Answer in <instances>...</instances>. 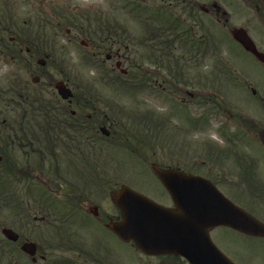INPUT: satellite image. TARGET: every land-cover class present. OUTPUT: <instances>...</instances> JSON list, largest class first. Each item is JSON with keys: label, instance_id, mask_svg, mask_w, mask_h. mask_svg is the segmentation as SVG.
I'll list each match as a JSON object with an SVG mask.
<instances>
[{"label": "flooded vegetation", "instance_id": "af4514ba", "mask_svg": "<svg viewBox=\"0 0 264 264\" xmlns=\"http://www.w3.org/2000/svg\"><path fill=\"white\" fill-rule=\"evenodd\" d=\"M45 1L48 0H0V20L7 23L2 35L12 39L24 33L19 23L22 21V16L18 15L20 4ZM51 1L71 6L79 15L83 13V16L70 14L68 28H64V20L57 22L58 35L68 44L61 50H77L76 44L82 50H97L93 53L97 63L110 69H113L114 58L116 65L128 63L129 57L121 50H204V14L214 16L224 27L230 20V15L222 7L217 9L219 4L215 1L208 7L204 6L203 0ZM233 3L237 4L236 0ZM242 3L248 15L244 28L257 50H264V0H242ZM20 42L25 46H15L14 50L51 49L49 46L45 49L43 44L30 45L29 48L27 43ZM102 56L105 60L101 59ZM186 65L180 68L182 73ZM184 74H181L182 84L171 76L164 79V90L173 87V96L184 106L199 107L204 96L199 88L201 79L187 78V82ZM11 82L20 83V90L26 93L28 85H22L23 81ZM66 84L74 92H79L72 103L61 101L54 95L57 110H23L20 113L21 126L7 128L21 134L19 138L8 137L10 142L6 144L4 160L10 164L15 160L22 163L19 170L24 183L22 192L28 197L41 188L43 193L52 195L53 206L38 205L34 199L35 205L31 206L29 202L16 212L8 206L0 207V264H125V241L108 227L109 223L121 219V213L112 198L113 191H108V145L99 142L103 127L114 132L118 124L109 113L91 107V96L81 94L74 81ZM219 110L216 119L219 118L222 124L219 130L222 140H232L229 121L251 122L243 115L235 117L227 106H220ZM191 122L199 125L202 118L197 116ZM251 130L260 133L263 128L252 125ZM13 139L21 142L16 143ZM260 144L264 150L263 139ZM16 146L20 147L19 152L15 151ZM208 146L212 148L198 149L197 152L201 166L205 165L202 155L216 162L215 166L209 167L215 176L213 182H253L263 178L261 167L264 165L259 158L251 157L249 149L241 148L243 144L230 141ZM163 167L171 168L164 164ZM220 191L232 205L228 212L233 214L228 217L246 218L248 214L264 224V191ZM155 201L174 208L170 195L165 202ZM5 229L13 230L18 240L6 238ZM209 233L215 246L234 264H264V237L225 225L211 228ZM126 244L132 249V260L130 258L128 264H190L181 256L148 254L132 241Z\"/></svg>", "mask_w": 264, "mask_h": 264}, {"label": "rangeland", "instance_id": "374dc122", "mask_svg": "<svg viewBox=\"0 0 264 264\" xmlns=\"http://www.w3.org/2000/svg\"><path fill=\"white\" fill-rule=\"evenodd\" d=\"M212 1H216L230 15L228 27L246 25L248 15L242 0H236L237 4L233 3V0H203V3L208 6ZM53 4L51 0H48L44 3H22L18 7V15L27 21V26L31 29L30 34L34 37L43 34L47 41L55 44L51 43V49L48 50H29V52L21 50L20 58L2 56L0 84L2 90L7 92L9 82L18 78L29 84L28 94L32 95H40L41 92L54 94L55 84L60 80L70 79L80 85V90H89V87H85V83L91 84L92 87L88 93L99 102L95 105L110 113L118 124L114 130L116 133L114 136L111 135L108 139L101 137L99 141L108 145L106 174L108 186L111 184L109 193L121 186H127L161 203L165 202L168 194L152 171V165L156 161L166 166L178 167L192 175L207 176L213 180L215 176L209 171V167L215 166L216 162L202 155L205 165L200 166L197 152L198 149L212 148L208 144L216 145L230 141L241 143L243 144L241 148L249 149L251 157L259 158L261 165H264V151L257 145L261 142L260 139L264 140V67L230 40L228 28L224 29L222 24L215 23L214 16L203 18L204 35L207 40L204 50H173L170 68L153 63L152 66L149 65V50H127L128 52L121 50L129 57L128 63L123 64V68L129 71L125 82V80H117L119 71L115 68V60L112 63L114 69H110L102 65L94 66L86 59L87 54L92 55L95 50H82L79 44H76L77 50H61L68 44L63 41L62 36L58 35V30L55 29L59 20L43 24L36 16L39 10L51 15L57 8ZM61 8L72 10V7L68 5ZM44 43V41L39 42L47 49L49 43ZM261 51L264 52V50ZM45 54H50L51 58L47 59L46 65L41 67L37 62L39 59H46ZM101 59L104 60L105 57ZM176 61L179 65L188 64L184 70L186 74L178 70L179 66H175ZM141 70L148 73L154 72L157 75V79L155 78L151 83L152 87L147 85V88H137L132 85L135 81V74L141 73ZM181 74L186 75V81L187 78L200 77L203 86L200 85L199 88H204V91L206 90L210 95L216 92L217 96L225 98L231 114H243L255 119L263 127V131L257 135L246 132L237 126L235 120L228 122L227 117L228 125L232 128L229 133L232 140L228 141V138L222 140L219 135L222 125L219 120L214 119L211 106L204 104L199 107L192 104L183 106L180 100L169 97L167 90H164L163 78L167 75L182 77ZM36 76L40 78V81L34 85L32 79ZM156 87H161L163 91ZM252 90L256 91L255 97L252 95ZM255 99H261L263 105H255L253 101ZM217 100L220 101L218 97ZM2 108H5L4 104ZM192 112L195 116H205L208 122H204L198 128L189 119L190 114L193 117ZM19 113L12 106L0 110V122L5 118L6 121L14 123L19 118ZM167 118H170V124L168 121L164 124ZM125 133L128 136L133 135L136 143L140 142L136 145L137 149L125 148ZM130 142H132L131 138ZM115 143L117 144L112 145ZM15 148L19 151V147ZM261 174L263 175L262 181H254V183L219 182V186L222 191L245 189L263 191L264 166L261 167ZM23 187L24 183L20 179L18 181L0 179V207L8 206L16 212L29 202L31 206L35 205L34 199L37 200L38 205L46 206L40 203V200L46 202L48 197L49 207L53 206L52 195L44 194L41 188L35 194L26 197L22 192ZM123 251L125 264H128L132 249L124 243Z\"/></svg>", "mask_w": 264, "mask_h": 264}, {"label": "water", "instance_id": "95a60500", "mask_svg": "<svg viewBox=\"0 0 264 264\" xmlns=\"http://www.w3.org/2000/svg\"><path fill=\"white\" fill-rule=\"evenodd\" d=\"M234 38L264 63V54L256 50L246 32L236 29ZM44 65L45 62L40 61ZM126 74V71H122ZM39 79L35 78V82ZM59 95L68 100L73 97L62 82L56 85ZM105 135L110 133L102 129ZM155 174L170 193L176 209H168L128 187L113 194L121 210L122 220L109 228L125 241H133L148 254H176L187 258L191 264H232L215 249L209 229L227 225L252 235L264 236V225L247 216L240 221L226 217L224 196L209 180L182 172L153 168ZM11 238L13 231L5 230ZM17 239V236L11 238Z\"/></svg>", "mask_w": 264, "mask_h": 264}, {"label": "trees", "instance_id": "16d2710c", "mask_svg": "<svg viewBox=\"0 0 264 264\" xmlns=\"http://www.w3.org/2000/svg\"><path fill=\"white\" fill-rule=\"evenodd\" d=\"M3 23V22H1ZM4 30V23L0 25V32H2ZM0 57L3 55H13L14 53L12 51L13 50V42L9 41L7 38H3L2 35H0ZM162 54V53H161ZM165 55H160V57H164ZM163 61V60H161ZM125 82L127 81L126 78H124ZM135 81L132 82V85L140 88V87H146L147 86V82L144 78H137L135 77L134 79ZM5 96H8L7 98ZM49 101V100H48ZM51 102V101H49ZM24 103H28L30 105H32V108L29 107V109L32 110H44L47 111L50 107L47 106L48 102L44 99H31L30 96H28V99L25 100L23 99V97H21V93L17 92H10V94L8 95L7 93H4L3 90L1 89L0 86V110H3L5 108H10L12 106L13 109L15 110H22L24 108ZM52 103V102H51ZM4 104L5 108H2V105ZM41 104H45V107L40 106ZM3 121H6V119L4 118ZM7 127L8 124L7 122H0V127ZM15 126H20V124H16ZM13 133L11 132H0V144L3 142H7L9 141L8 136H12ZM17 136L18 133H15ZM125 137H126V144H125V148L126 149H132V143L130 142V138L131 141L134 142V138L133 136H128V134L125 133ZM6 162L2 161L0 162V179L2 180H8L9 178L12 179H18V176H16V174H12L11 171V167L7 164H5ZM13 176V177H11Z\"/></svg>", "mask_w": 264, "mask_h": 264}]
</instances>
